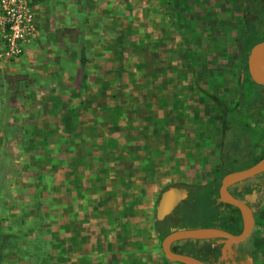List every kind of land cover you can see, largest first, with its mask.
<instances>
[{"label":"rangeland","instance_id":"obj_1","mask_svg":"<svg viewBox=\"0 0 264 264\" xmlns=\"http://www.w3.org/2000/svg\"><path fill=\"white\" fill-rule=\"evenodd\" d=\"M239 2L56 0L67 19L36 38L43 62L0 60V264H177L154 233L155 206L168 185L218 178L216 103L236 102L245 72ZM258 25L245 26L254 43ZM256 176L253 230L225 251L238 264H264Z\"/></svg>","mask_w":264,"mask_h":264},{"label":"trees","instance_id":"obj_2","mask_svg":"<svg viewBox=\"0 0 264 264\" xmlns=\"http://www.w3.org/2000/svg\"><path fill=\"white\" fill-rule=\"evenodd\" d=\"M239 5L244 17L247 14H255L260 18L257 21L258 27L264 25V11L262 10L264 9V0H240ZM249 22L250 19L244 22L234 36L242 69H245L246 55L255 41L254 38L248 37L249 33L245 29L246 23L249 24ZM259 40L260 38L256 42ZM238 87V99L233 105L222 102L216 103L222 117L219 150L220 169L217 180L193 185V189H190L187 197L171 214L163 219H154V233L159 239H162L172 227L219 226L233 233L241 230L239 210L230 204L219 201L217 189L220 177L237 169L235 163L243 166L239 162L240 160L247 159L253 163L264 156V107L254 105V102L261 98L258 90H263L264 87L254 84L245 72H241L238 77ZM64 117L68 119L69 112H66ZM252 121L258 122V127L254 126L253 128L250 125ZM257 129L261 131L258 134ZM259 147L261 149L257 151ZM199 196H203V198L207 196L206 209H202V207L197 206V203H194ZM198 204L200 205V203ZM184 218L195 220L189 222L191 225L186 226L182 221ZM206 220L211 221L207 222ZM179 243L182 244L184 253L194 255L209 264L240 263V258L235 254L222 257L223 241L219 238L209 240L186 239ZM166 261L174 263L167 259Z\"/></svg>","mask_w":264,"mask_h":264},{"label":"water","instance_id":"obj_3","mask_svg":"<svg viewBox=\"0 0 264 264\" xmlns=\"http://www.w3.org/2000/svg\"><path fill=\"white\" fill-rule=\"evenodd\" d=\"M246 69L251 81L264 87V38L251 45L246 59ZM260 173H264V157L246 167L231 170L222 175L220 179L218 199L239 210L242 224L239 232L233 233L219 226L172 227L161 239V249L164 257L169 261L182 264H209L194 255L184 253L181 247L174 245L186 239L207 240L219 238L223 241L221 253L222 257H225V251L230 249L231 245L243 242L254 226L253 210L244 199L232 194L228 187ZM188 191V187L182 184H172L164 188L155 206L154 219H163L187 197Z\"/></svg>","mask_w":264,"mask_h":264},{"label":"built area","instance_id":"obj_4","mask_svg":"<svg viewBox=\"0 0 264 264\" xmlns=\"http://www.w3.org/2000/svg\"><path fill=\"white\" fill-rule=\"evenodd\" d=\"M39 33L31 0H0V60L21 56Z\"/></svg>","mask_w":264,"mask_h":264},{"label":"crops","instance_id":"obj_5","mask_svg":"<svg viewBox=\"0 0 264 264\" xmlns=\"http://www.w3.org/2000/svg\"><path fill=\"white\" fill-rule=\"evenodd\" d=\"M32 2V7L34 9L35 13V20L36 23L39 26V31H43V27L49 26L51 23L56 27V25L62 21L59 19V16H64V11H63V6L57 4L54 2V0H31ZM66 16H64V20L66 21ZM37 41V42H36ZM40 43V39L33 41L24 51V58L23 60L27 63L28 59L31 58L32 60L38 59V61L41 60L40 63L43 62V57H40L43 55V48H40L41 46L38 45ZM22 54V55H23ZM21 55V56H22ZM20 57V56H19ZM44 69V68H43ZM6 66L1 63L0 65V74L1 77L5 75L6 73ZM251 80V79H250ZM178 116V114H176ZM163 120V119H162ZM159 124V122L157 123ZM160 125V124H159ZM170 125H166V130H168ZM175 131H178V128H173L172 136H170L173 139V143L170 141L169 144H172V146L167 145V149H170L171 147L173 148L176 140L175 139ZM161 132H165L164 130L161 129ZM167 135H170L169 131L165 132Z\"/></svg>","mask_w":264,"mask_h":264},{"label":"flooded vegetation","instance_id":"obj_6","mask_svg":"<svg viewBox=\"0 0 264 264\" xmlns=\"http://www.w3.org/2000/svg\"><path fill=\"white\" fill-rule=\"evenodd\" d=\"M248 15V14H247ZM249 19H257V21L260 19L259 17H257V15H255V14H250V16H249V18H246V20L244 21V22H247V20H249ZM244 22H243V24H244ZM243 24H242V26H243ZM251 47V46H250ZM250 49V48H249ZM249 52V51H248ZM247 55H248V53H247ZM247 55H246V59H247ZM245 65H246V60H245ZM245 73L248 75V73H247V69H246V66H245ZM249 77V76H248ZM262 157H264V156H262ZM261 157V158H262ZM260 159V158H259ZM261 174V173H260ZM259 174V175H260ZM222 177V176H221ZM221 177H220V179H221ZM255 177H257V176H254V177H252V178H249V179H246V181L244 180V181H240V182H236V183H234V184H232L231 186H229L228 187V189L230 190V192L232 193V194H234V195H236L237 197H240V198H242V199H244L245 200V202L252 208V210H253V217H254V224H255V221H256V217H255V215H256V207H257V201H258V199H259V194H260V192H261V190H262V183H259L258 181H256V180H254L253 181V178H255ZM251 180H252V182H251ZM178 185H180V184H178ZM183 185V184H182ZM219 185H220V181H219ZM219 185H218V188H219ZM186 186V185H185ZM188 187V186H187ZM190 188L188 187V190H189ZM217 192H218V189H217ZM188 193H189V191H188ZM218 198H219V195H218ZM184 200V199H183ZM182 200V201H183ZM219 200V199H218ZM182 201L177 205V206H179L181 203H182ZM176 206V207H177ZM175 207V208H176ZM174 208V209H175ZM174 209L169 213V214H171L173 211H174ZM169 214H167V215H169ZM166 215V216H167ZM254 227V226H253ZM253 230V229H252ZM252 232V231H251ZM251 232H250V234H251ZM250 234H249V236H250ZM176 244V243H175ZM239 244V243H238ZM223 245V244H222ZM234 245V244H233ZM174 246H179V247H181V249H182V244L181 243H178V244H176V245H174Z\"/></svg>","mask_w":264,"mask_h":264}]
</instances>
